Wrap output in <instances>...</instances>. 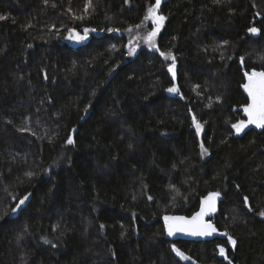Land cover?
Returning a JSON list of instances; mask_svg holds the SVG:
<instances>
[{
  "label": "trees",
  "instance_id": "1",
  "mask_svg": "<svg viewBox=\"0 0 264 264\" xmlns=\"http://www.w3.org/2000/svg\"><path fill=\"white\" fill-rule=\"evenodd\" d=\"M155 2L0 0V264H264V0H165L133 55ZM215 193L217 237L167 236Z\"/></svg>",
  "mask_w": 264,
  "mask_h": 264
},
{
  "label": "snow or ice",
  "instance_id": "2",
  "mask_svg": "<svg viewBox=\"0 0 264 264\" xmlns=\"http://www.w3.org/2000/svg\"><path fill=\"white\" fill-rule=\"evenodd\" d=\"M160 0H156V5L149 9V18H153L157 22L156 30L149 34V40L156 35V31L159 30L160 25L163 22L164 17L156 16V8L159 7ZM3 17H0L2 19ZM250 32H257L255 28L249 29ZM87 33V30H85ZM85 37H79V39H84ZM161 55H169L161 53ZM174 59V58H173ZM248 83L244 85V88L248 92V95L251 97V104H249L244 110L247 113L249 120L248 123L255 124L257 127H264V72H253L251 75H248ZM169 91H176V89L171 88ZM200 125L197 124V128ZM234 128L239 132L243 127H246V124L241 121L239 124L233 125ZM68 143H73V140L69 138ZM207 149H205V152ZM218 194H211L206 203H208L209 209L214 210V199ZM27 199V197H25ZM24 200L20 201V204H23ZM19 207V205H18ZM205 215V210L202 209L200 213H197L196 216L192 218L191 221H186L183 217H165V220L168 223V234L173 235L177 231H188L191 230L193 235H210L215 229L210 224H203L202 217ZM264 216V212L260 213ZM193 226V227H189ZM231 243L235 244V241L229 237ZM179 255H183L179 250H176ZM223 249H221V254H223Z\"/></svg>",
  "mask_w": 264,
  "mask_h": 264
},
{
  "label": "rangeland",
  "instance_id": "3",
  "mask_svg": "<svg viewBox=\"0 0 264 264\" xmlns=\"http://www.w3.org/2000/svg\"><path fill=\"white\" fill-rule=\"evenodd\" d=\"M165 0H160V4H159V7L156 8V16H162L164 17L163 19V22L162 24L160 25L159 27V30L156 31V35L152 38V40L150 41L149 40V34L152 33L153 31L156 30V27H157V22L153 19V18H149V9L154 7L156 5V2L153 6H151L148 11H147V22L150 23L152 25L151 27V30L150 32L146 33V34H139V35H135V36H132L130 37L129 39V48H130V51L131 53L134 55L136 54L140 49L142 48H150V49H156L157 48V40H158V36L160 34V32L162 31L163 27H164V24H165V16H163L160 12V8H161V5L162 3L164 2ZM91 36V31L87 30V33L84 32H73L68 38H67V41L72 44V45H79V44H82L86 41L89 40ZM79 37H85L84 39H79ZM166 58L168 59H172L173 56L171 54L167 55ZM173 69V67H172ZM253 72H263V71H257V70H253L251 73ZM251 73L249 75H251ZM249 81L247 80V82L245 84H247ZM245 92L248 94V92L246 91V89L244 88ZM249 96V95H248ZM250 97V96H249ZM252 100H251V97H250V103L251 104ZM248 104V105H249ZM246 105L244 107V109L248 106ZM244 113L246 114V118L243 119V120H240L238 121L236 124H239L241 121H243L245 124H246V127H243L239 132L236 130V128H234V133L236 135H241L243 134L247 129L251 128V127H255V128H263V127H257L255 124H251V123H248V120H249V117L247 115V113L245 112L244 110ZM235 124V125H236Z\"/></svg>",
  "mask_w": 264,
  "mask_h": 264
},
{
  "label": "water",
  "instance_id": "4",
  "mask_svg": "<svg viewBox=\"0 0 264 264\" xmlns=\"http://www.w3.org/2000/svg\"><path fill=\"white\" fill-rule=\"evenodd\" d=\"M252 28L257 29V27H255V26L252 27ZM249 33L252 34L255 37L259 36V30L257 32H255V33L249 31ZM215 194H217V193H215ZM208 198L203 202L200 210L198 212H196L195 214L191 215V216L182 215V214H168L165 217H183L186 221H191L192 218L197 215V213H200L201 210L204 209L205 210V215L202 217L203 224L212 225V227L215 229L214 232H212L210 235H193L191 230H188V231H177L173 235H169L168 234V223L169 222H167L165 220V217H164L163 222H164V226H165V230H166L167 236L169 238H172V239H182V240H188V241L210 240V239H213V238L217 237L220 234V230L211 221V215L218 209L219 202H220V195L218 194V195L215 196V199H214V210L209 209L208 203H206ZM189 227L191 228L193 226H189ZM229 262H230V259H229ZM231 264H233V263H231Z\"/></svg>",
  "mask_w": 264,
  "mask_h": 264
}]
</instances>
